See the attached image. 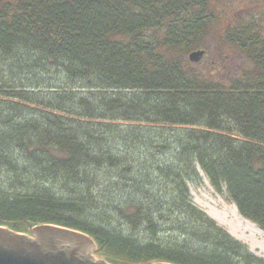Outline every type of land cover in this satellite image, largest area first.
I'll use <instances>...</instances> for the list:
<instances>
[{
    "label": "trees",
    "instance_id": "16d2710c",
    "mask_svg": "<svg viewBox=\"0 0 264 264\" xmlns=\"http://www.w3.org/2000/svg\"><path fill=\"white\" fill-rule=\"evenodd\" d=\"M213 11L0 1V225L78 230L116 264H264L191 201L206 180L264 231V30L226 31L249 66L197 68Z\"/></svg>",
    "mask_w": 264,
    "mask_h": 264
},
{
    "label": "water",
    "instance_id": "95a60500",
    "mask_svg": "<svg viewBox=\"0 0 264 264\" xmlns=\"http://www.w3.org/2000/svg\"><path fill=\"white\" fill-rule=\"evenodd\" d=\"M204 54L205 50L195 49L187 58L195 63ZM95 250L87 234L63 226L38 224L28 235L0 225V264H110L95 259L91 254Z\"/></svg>",
    "mask_w": 264,
    "mask_h": 264
},
{
    "label": "rangeland",
    "instance_id": "374dc122",
    "mask_svg": "<svg viewBox=\"0 0 264 264\" xmlns=\"http://www.w3.org/2000/svg\"><path fill=\"white\" fill-rule=\"evenodd\" d=\"M1 1V0H0ZM210 4L212 10H214V20H212L208 27V31L203 35L200 39L199 47L197 48H204L207 51V54L204 58L197 62L191 63V65L202 68L206 70L207 67L212 63V61L222 60L221 63L226 68L231 69L236 64L249 66V61L246 58V55L239 51L236 47L231 46L224 42V38L226 35L227 29L231 26L232 23L241 22L246 23L251 19L257 20L258 26L261 30H264V0H207ZM189 53V52H188ZM187 53V54H188ZM185 54V57H187ZM210 193L211 196H221L214 190H212L211 186L205 180L204 184L201 187H191L190 194L192 198L193 204L201 209V211L205 212L204 208L202 207L203 198L201 197V193ZM224 198V197H223ZM223 200H226L225 198ZM227 201V200H226ZM230 203L229 201H227ZM206 213V212H205ZM207 214V213H206ZM208 215V214H207ZM209 216V215H208ZM210 217V216H209ZM211 218V217H210ZM213 221H215L213 219ZM220 227L226 231V228L220 225L217 221H215ZM228 232V231H227ZM229 233V232H228ZM29 235V233H26ZM230 236H232L229 233ZM234 238V236H232ZM236 238H234L235 240ZM236 241H239L236 239ZM247 246L248 251L253 253L256 257L260 258L264 261V258L261 257L256 253V251H251L249 246L242 241H239ZM92 256L97 260H104L107 263V260L103 258H99L95 251L91 253ZM116 264V263H110ZM132 264H153V263H132Z\"/></svg>",
    "mask_w": 264,
    "mask_h": 264
},
{
    "label": "bare ground",
    "instance_id": "6f19581e",
    "mask_svg": "<svg viewBox=\"0 0 264 264\" xmlns=\"http://www.w3.org/2000/svg\"><path fill=\"white\" fill-rule=\"evenodd\" d=\"M204 211L220 225L226 228L234 238L247 244L251 251H256L264 258V231L256 224L243 217L234 203H228L221 196L201 193Z\"/></svg>",
    "mask_w": 264,
    "mask_h": 264
},
{
    "label": "flooded vegetation",
    "instance_id": "af4514ba",
    "mask_svg": "<svg viewBox=\"0 0 264 264\" xmlns=\"http://www.w3.org/2000/svg\"><path fill=\"white\" fill-rule=\"evenodd\" d=\"M30 234V233H29Z\"/></svg>",
    "mask_w": 264,
    "mask_h": 264
}]
</instances>
